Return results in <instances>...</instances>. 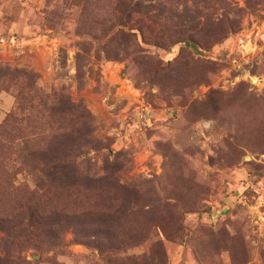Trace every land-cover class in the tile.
I'll return each mask as SVG.
<instances>
[{
    "label": "rangeland",
    "instance_id": "1",
    "mask_svg": "<svg viewBox=\"0 0 264 264\" xmlns=\"http://www.w3.org/2000/svg\"><path fill=\"white\" fill-rule=\"evenodd\" d=\"M0 264H264V0H0Z\"/></svg>",
    "mask_w": 264,
    "mask_h": 264
},
{
    "label": "trees",
    "instance_id": "2",
    "mask_svg": "<svg viewBox=\"0 0 264 264\" xmlns=\"http://www.w3.org/2000/svg\"><path fill=\"white\" fill-rule=\"evenodd\" d=\"M126 24L127 25H124L122 22L119 24L120 26H124L123 28H125V31H123V33L121 31V33H122L121 35L128 34V30L127 29H130V28L133 29V27L130 26V25H132L130 23V20H129V22L127 21ZM68 111L69 110H67L66 113ZM68 113H70V112H68ZM77 118L79 120H81L83 118V116L82 115H79ZM70 129L71 130H68V131L65 132L66 135H64L62 137H55L52 140V142L48 145V147H47L46 150H48V152L50 153V156H51V158H50V164H54V163L59 162L60 161L59 158L61 156H64V153L69 152V151H71L73 149L71 145L70 146L69 145L66 146L64 140H62V139L66 138V139L71 140V138H73V140H74L76 138L79 142H82L84 140V138L89 134V130L88 129H85V127H84L83 124L81 125V127H78V128H73L72 127ZM59 140H62L61 145L58 148L53 147V144L56 141H59Z\"/></svg>",
    "mask_w": 264,
    "mask_h": 264
}]
</instances>
